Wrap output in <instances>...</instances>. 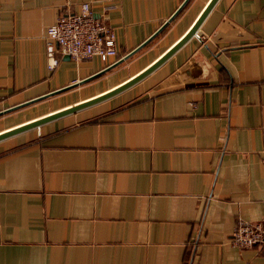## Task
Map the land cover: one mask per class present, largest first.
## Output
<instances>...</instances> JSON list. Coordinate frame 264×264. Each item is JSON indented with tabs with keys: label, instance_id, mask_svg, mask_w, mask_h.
<instances>
[{
	"label": "crops",
	"instance_id": "crops-1",
	"mask_svg": "<svg viewBox=\"0 0 264 264\" xmlns=\"http://www.w3.org/2000/svg\"><path fill=\"white\" fill-rule=\"evenodd\" d=\"M83 1L113 27L117 53L55 50L49 69L46 27ZM208 1L168 20L183 0H0V110L89 76L164 25L102 74L0 114V131L142 70ZM197 33L122 91L0 139V264H264L229 241L238 218L264 214V0H216Z\"/></svg>",
	"mask_w": 264,
	"mask_h": 264
},
{
	"label": "built area",
	"instance_id": "built-area-1",
	"mask_svg": "<svg viewBox=\"0 0 264 264\" xmlns=\"http://www.w3.org/2000/svg\"><path fill=\"white\" fill-rule=\"evenodd\" d=\"M45 36L49 69L57 63L55 50L69 55L76 61L93 55H98L101 60L106 61L117 53L113 27L104 17L94 14L88 1L81 2L75 11L63 10L56 20L46 27ZM260 158L264 165V144L260 150ZM229 241L238 249H257L264 259V214L255 221L238 218Z\"/></svg>",
	"mask_w": 264,
	"mask_h": 264
},
{
	"label": "water",
	"instance_id": "water-1",
	"mask_svg": "<svg viewBox=\"0 0 264 264\" xmlns=\"http://www.w3.org/2000/svg\"><path fill=\"white\" fill-rule=\"evenodd\" d=\"M187 0H183V2L181 3V5L179 6V8L170 16V18L168 20H170L176 13L177 11L181 8V6L186 2ZM216 2V0H209L206 5L204 6V8L202 9V11L200 12V14L197 16V18L194 20V22L192 23V25L189 27V29L185 32V34L173 45L171 46L166 52H164L162 55H160L158 58H156L153 62H151L148 66H146L145 68H143L142 70L138 71L137 73L130 75L129 77H127L125 80L121 81L120 83L116 84L115 86L106 89L102 92H99L93 96H90L88 98H85L83 100H80L78 102L69 104L67 106H64L62 108L50 111L46 114L40 115L36 118L27 120L25 122H22L16 126L7 128L5 130L0 131V139L8 136L10 134L31 128V127H35L38 126L39 124L48 121L50 119L56 118V117H60L63 116L65 114L74 112L78 109L84 108L86 106L92 105L94 103H97L99 101H102L120 91H122L123 89L129 87L130 85L134 84L135 82L139 81L140 79H142L144 76H146L148 73H150L153 69H155L158 65H160L169 55H171L180 45H182L188 38H190L191 36H196L198 37V33H197V28L200 24V22L202 21V19L205 17V15L208 13V11L211 9V7L214 5V3ZM164 25H162L156 32H154L151 36H149L148 39L144 40L143 42H141V44H139L138 46H136L135 48H133L132 50H130L128 53H126L125 55H123L122 57H120L119 59L115 60V62H113L112 64H109L107 66L102 67L100 70L90 74L89 76H86L85 78H82L80 80H77L75 82H72L70 84H67L65 86H62L60 88H57L55 90H52L50 92H47L45 94H42L40 96H37L35 98L20 102L18 104H15L13 106L7 107L4 110H0V114L4 113V112H8L10 110H13L15 108L21 107L23 105H26L28 103H31L33 101H36L38 99H41L43 97L49 96V95H53L56 94L58 92L67 90L69 88H72L73 86L79 84V83H83L85 81H88L100 74H102L103 72H105L106 70L110 69L111 67H113L114 65H116L117 63L121 62L123 59L127 58L129 55H131L133 52H135L137 49H139L140 47H142L149 39H151ZM69 58V55H66Z\"/></svg>",
	"mask_w": 264,
	"mask_h": 264
},
{
	"label": "rangeland",
	"instance_id": "rangeland-1",
	"mask_svg": "<svg viewBox=\"0 0 264 264\" xmlns=\"http://www.w3.org/2000/svg\"><path fill=\"white\" fill-rule=\"evenodd\" d=\"M43 103H41L40 105L39 104H36V105H33L31 108H32V111H34V112H36L37 111V109L38 110H43L44 108H43V105H42ZM30 108V107H29ZM26 110V109H25ZM32 111H22V112H25V113H22L23 114V116H27V115H29V114H31V112Z\"/></svg>",
	"mask_w": 264,
	"mask_h": 264
},
{
	"label": "trees",
	"instance_id": "trees-1",
	"mask_svg": "<svg viewBox=\"0 0 264 264\" xmlns=\"http://www.w3.org/2000/svg\"><path fill=\"white\" fill-rule=\"evenodd\" d=\"M190 251H191V249L189 248L187 253L189 254ZM186 258H187V256H186Z\"/></svg>",
	"mask_w": 264,
	"mask_h": 264
}]
</instances>
